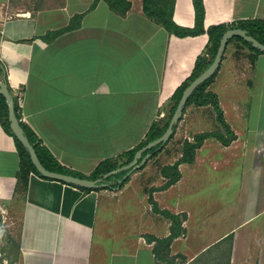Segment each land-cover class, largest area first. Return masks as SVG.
Wrapping results in <instances>:
<instances>
[{"label": "crops", "instance_id": "crops-1", "mask_svg": "<svg viewBox=\"0 0 264 264\" xmlns=\"http://www.w3.org/2000/svg\"><path fill=\"white\" fill-rule=\"evenodd\" d=\"M126 1L121 13L108 0H0V64L20 120L61 166L83 176L167 118L171 96L209 42L207 32H170L146 14L144 0ZM162 1L174 2L177 25H196L194 0ZM203 3L205 30L264 20V0ZM209 89L235 138H206L167 187L163 169L181 158L184 142L219 124L212 105L187 106L173 137L127 181L92 190L33 170L27 190L18 189L21 153L0 119V218L19 227L16 264H164L169 253L157 239L173 233L166 212L182 219L169 248L182 264H264V52L230 41ZM233 171L239 189L231 200L225 177Z\"/></svg>", "mask_w": 264, "mask_h": 264}, {"label": "trees", "instance_id": "trees-1", "mask_svg": "<svg viewBox=\"0 0 264 264\" xmlns=\"http://www.w3.org/2000/svg\"><path fill=\"white\" fill-rule=\"evenodd\" d=\"M108 1L110 2L111 6L114 9L120 11L121 13H125L127 9L130 7V2L126 0H108ZM173 3L174 2L172 1L165 2L162 0H144V11L153 20L162 24L170 32L175 33L179 36L197 35L200 33L207 32L209 35V42L207 45L206 52L197 57L195 66L190 76L174 91L173 95L171 96L170 102L168 104L169 109H168L167 118L163 122L159 120L154 122L151 125L150 129L148 130L145 138L134 148L123 152L118 157L108 158V159L101 161L99 165L95 168L93 173L89 176H83V175L74 173L72 171L67 170L63 166H61V164L54 158V156L37 142V139L34 136L33 132L30 130V128H28L25 124L22 123L26 131V134L29 136L30 141L34 144L37 150L40 160L48 169L53 170V171H58V172L70 173V174L78 175L81 177H89L92 179H98V178H102L103 174L123 164L130 162L133 159L138 149H140L141 147H143L150 141L159 137L166 130L168 123L170 121V118L175 108L177 107V104L179 102V99L182 95L183 90L189 85V83L193 79H195L202 71H204L213 61L217 48L219 46L221 36L227 29L232 28V27L245 28L248 34H251L252 36L257 38L260 42L264 43V20L263 19L241 20V21L234 22L231 24H225V23L213 24V25H210L207 28V30H205L204 29L205 7H204L203 0H194V6L196 9V25L193 28L181 27L177 25L173 20V16H172ZM235 39L240 40L243 44H245L252 50H255L257 52H262L256 49L250 41L243 39L239 35L234 36L230 41L235 40ZM215 76L216 74L208 78L207 80H205L194 90V92L191 94V96L187 100V104H186L184 111L186 110L187 106L193 103L196 105L211 104L216 111L217 121L219 122L221 128H218V130L211 131V132L198 133L195 135L193 141L186 140L184 142L183 154L181 158L178 159L173 165L165 166L163 169L164 175L169 177L168 181L165 183L166 187L179 179L180 177V172L178 170L179 163L183 161H188V162L193 161L195 158L196 149L203 143V141L206 138L215 136L218 139H220L224 144H229L235 138L234 131L231 129L230 125L226 122L224 118L223 109L221 107L217 93L209 89V85L214 80ZM0 77H1V80L5 81L9 86L7 73L5 71V68L1 64H0ZM9 89L12 92V88L10 86H9ZM15 108L18 112V105H17L16 99H15ZM8 111L9 110H8L7 100L5 96L0 93V119L2 121V124H4L5 127L8 128L11 131V133L14 135L17 141L20 153H21V157H22L20 174L18 176V189L21 188L23 189V191H26L30 171L33 170L37 172L38 174H40L41 176L43 175L39 171H37L34 164L32 163L27 148L19 141V139L13 133L10 127ZM176 127H177V124L175 125V129ZM172 137H173V134L171 138ZM154 149L155 147L151 148L148 151L153 152V154H157V152H155ZM126 172L127 170L122 171L120 173L112 174L109 177H107L105 180H103L102 182L112 181L115 179L116 181L114 182V184L120 185L124 183L125 181H127V179L129 178V177H126L123 180V182H118V178L123 177L124 174H126ZM45 178H50V177H45ZM62 182H65V181H62ZM80 188L84 190L94 189V188H85V187H80ZM166 213L173 219V233L167 238L157 239V244L159 248H162V250H167V253H168L172 239L176 235H178V233L182 231V226H181L182 219L179 215H173L168 212ZM158 252H159V255H161L159 250ZM160 257H163V256L161 255Z\"/></svg>", "mask_w": 264, "mask_h": 264}, {"label": "water", "instance_id": "water-1", "mask_svg": "<svg viewBox=\"0 0 264 264\" xmlns=\"http://www.w3.org/2000/svg\"><path fill=\"white\" fill-rule=\"evenodd\" d=\"M237 35L241 36L243 39L247 41H250L256 49L264 52V43L260 42L257 38H255L251 34H248L245 28L232 27L227 29L221 36L219 46L217 48L213 61L183 90L182 95L177 104V107L175 108L168 123V126L166 130L163 132V134H161L156 139L150 141L149 143L138 149L133 159L130 162L123 164L103 174L102 178L92 179L89 177H81L70 173L58 172L48 169L40 160V157L37 153L34 144L30 141L29 136L26 134V131L20 120V117L18 116V112L15 108L14 96L10 91L8 84L5 81L0 80V93L5 96L8 103L10 127L13 133L19 139V141L27 148L30 155V159L34 164L35 168L37 169V171H39L45 177L62 180L67 183L85 188H96V187L104 186L107 183L102 181L105 180L107 177H109L112 174L120 173L122 171L127 170L126 174H124L123 176V179H125L130 175V173L136 167L142 166L150 158L151 153L148 150L155 147L154 151H158L159 148L163 147L170 140L172 134L174 133L175 125L178 124V122L182 118L188 98L201 83H203L205 80L214 76L217 73L229 41L234 36ZM145 151L148 152H146L143 155V152Z\"/></svg>", "mask_w": 264, "mask_h": 264}, {"label": "rangeland", "instance_id": "rangeland-1", "mask_svg": "<svg viewBox=\"0 0 264 264\" xmlns=\"http://www.w3.org/2000/svg\"><path fill=\"white\" fill-rule=\"evenodd\" d=\"M211 105V104H209ZM210 110V109H209ZM215 128L209 126L207 129L209 130H218L219 124L215 123ZM183 130V129H182ZM175 131V130H174ZM207 131V130H206ZM186 133V132H185ZM182 134L181 136L185 135ZM174 134V133H173ZM181 134V131H180ZM174 143L171 144V151H176L178 153L179 149L182 147L180 146L176 140H179V142H181L180 138L179 139H172ZM230 173V172H229ZM227 179H231V183H232V194L231 196L233 197L231 200L234 199V193H236L234 190L239 189V183H238V171H233L231 172V175L228 177H225V181H227ZM233 220V219H232ZM18 230L19 227L16 226H11L9 224V222H4L1 218H0V264H16V260L18 257L17 254V237H18ZM169 255L166 257L167 260H163L162 262L164 264H182L184 260L183 256H181L180 258L173 257V255H170V250H169Z\"/></svg>", "mask_w": 264, "mask_h": 264}, {"label": "built area", "instance_id": "built-area-1", "mask_svg": "<svg viewBox=\"0 0 264 264\" xmlns=\"http://www.w3.org/2000/svg\"><path fill=\"white\" fill-rule=\"evenodd\" d=\"M18 102L21 105L22 104V99H21V92L18 93Z\"/></svg>", "mask_w": 264, "mask_h": 264}]
</instances>
